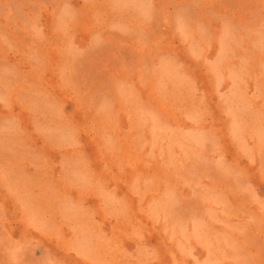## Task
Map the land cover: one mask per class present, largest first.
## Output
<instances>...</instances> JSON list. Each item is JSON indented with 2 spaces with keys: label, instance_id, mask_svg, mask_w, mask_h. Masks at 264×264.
I'll list each match as a JSON object with an SVG mask.
<instances>
[{
  "label": "rangeland",
  "instance_id": "rangeland-1",
  "mask_svg": "<svg viewBox=\"0 0 264 264\" xmlns=\"http://www.w3.org/2000/svg\"><path fill=\"white\" fill-rule=\"evenodd\" d=\"M0 264H264V0H0Z\"/></svg>",
  "mask_w": 264,
  "mask_h": 264
}]
</instances>
